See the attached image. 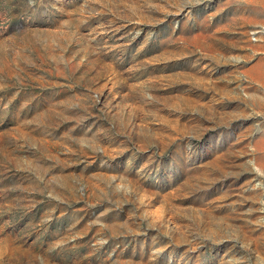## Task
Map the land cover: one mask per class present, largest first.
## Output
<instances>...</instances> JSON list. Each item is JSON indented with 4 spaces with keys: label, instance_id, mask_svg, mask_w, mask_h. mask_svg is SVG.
<instances>
[{
    "label": "rangeland",
    "instance_id": "rangeland-1",
    "mask_svg": "<svg viewBox=\"0 0 264 264\" xmlns=\"http://www.w3.org/2000/svg\"><path fill=\"white\" fill-rule=\"evenodd\" d=\"M0 264H264V0H0Z\"/></svg>",
    "mask_w": 264,
    "mask_h": 264
}]
</instances>
